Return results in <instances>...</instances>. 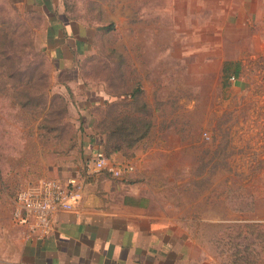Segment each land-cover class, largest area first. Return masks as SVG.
<instances>
[{"label": "rangeland", "instance_id": "374dc122", "mask_svg": "<svg viewBox=\"0 0 264 264\" xmlns=\"http://www.w3.org/2000/svg\"><path fill=\"white\" fill-rule=\"evenodd\" d=\"M60 7L88 33L65 70L54 1L0 0V245L21 189L102 150L139 169L198 261L264 264V0Z\"/></svg>", "mask_w": 264, "mask_h": 264}, {"label": "crops", "instance_id": "0c3cea01", "mask_svg": "<svg viewBox=\"0 0 264 264\" xmlns=\"http://www.w3.org/2000/svg\"><path fill=\"white\" fill-rule=\"evenodd\" d=\"M53 1L59 13L52 17L48 48L63 70L70 69L87 46L88 33L63 17L61 0ZM91 168L56 176L84 181L80 200L54 215L53 229L42 239L16 222L11 239L0 245V264H216L197 260L190 239L158 207L150 185L129 180L139 169L111 178L90 173Z\"/></svg>", "mask_w": 264, "mask_h": 264}, {"label": "built area", "instance_id": "2783aa9c", "mask_svg": "<svg viewBox=\"0 0 264 264\" xmlns=\"http://www.w3.org/2000/svg\"><path fill=\"white\" fill-rule=\"evenodd\" d=\"M134 166L113 162L102 150H97L90 173H107L121 177L132 172ZM84 181L78 176L66 180L41 177L25 186L17 195L15 221L29 229L30 236L42 239L49 235L54 225V215L69 210L80 200Z\"/></svg>", "mask_w": 264, "mask_h": 264}, {"label": "trees", "instance_id": "16d2710c", "mask_svg": "<svg viewBox=\"0 0 264 264\" xmlns=\"http://www.w3.org/2000/svg\"><path fill=\"white\" fill-rule=\"evenodd\" d=\"M226 71H227V69L225 68V69H224V72H226ZM228 84H229V82L226 83V85H228ZM127 129H128V124H127ZM120 131H121V129H120ZM130 144H132V143H130ZM118 148H119V147H116L115 149L118 150ZM106 155H107V154H106Z\"/></svg>", "mask_w": 264, "mask_h": 264}]
</instances>
